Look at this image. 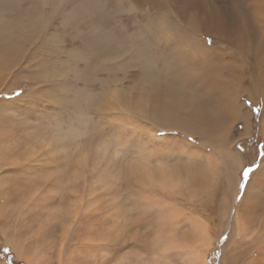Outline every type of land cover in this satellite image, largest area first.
Here are the masks:
<instances>
[{
  "label": "rangeland",
  "instance_id": "1",
  "mask_svg": "<svg viewBox=\"0 0 264 264\" xmlns=\"http://www.w3.org/2000/svg\"><path fill=\"white\" fill-rule=\"evenodd\" d=\"M80 2L57 9L44 0H0V250L12 255L0 264H200L203 255L206 264H264V0ZM184 59L201 61L193 82L171 77ZM65 67L78 77L71 89L92 95L88 116L87 106H77L81 122L72 91H41L53 82L49 73ZM155 93L181 100L190 123L191 111L207 105L210 138L196 123L162 130L141 116L158 108ZM99 95L100 120L91 111ZM65 121L76 131L61 171L82 155L102 157L83 212L67 202L79 195L58 198L55 185L38 183L51 172L16 174L53 148ZM159 166H167L168 184H142ZM247 167L256 171L240 192ZM161 237L172 248L160 251ZM101 248L123 251H82Z\"/></svg>",
  "mask_w": 264,
  "mask_h": 264
},
{
  "label": "bare ground",
  "instance_id": "2",
  "mask_svg": "<svg viewBox=\"0 0 264 264\" xmlns=\"http://www.w3.org/2000/svg\"><path fill=\"white\" fill-rule=\"evenodd\" d=\"M83 43H80L79 45L81 47H86V43L87 41L86 40H82ZM35 43V42H34ZM95 49H93V48ZM177 47H178V50H181V43H178L177 44ZM35 49H38V48H35ZM91 49H92V52L95 53V60L93 62V65H95L94 63L97 62L99 60V50L98 48H96L94 46V44L91 46ZM5 51L7 53H10L11 51L8 49V48H5ZM182 51V50H181ZM189 53V52H188ZM194 52L192 53H189V54H193ZM112 54H115V52H113ZM186 63V64H185ZM201 61H197L195 62L194 64H192L190 61L184 59L183 60V63L182 64H185V65H181V68L180 70H177L176 72H174V74L171 76L173 79H176L177 76H185L186 79H187V82H193V69H196L199 67ZM198 66V67H197ZM196 67V68H195ZM157 73V72H155ZM153 74L152 72L149 74L151 75ZM157 76V75H156ZM208 76H210V78L212 80H215L216 77H214L213 74H209ZM158 77V76H157ZM206 81L208 80V77L206 75ZM218 84L220 85V81H218ZM220 87L219 86H214V89L213 90H218ZM54 91V90H53ZM63 95L67 94V91L65 90H59ZM69 91H72L73 92V96L70 100V104H71V109L73 110V112L75 111V114L77 115V112L80 113V116H79V120L81 122V117H82V113L80 112L79 108L77 106H81V105H85L87 106V110L86 112L84 113V116L86 117V113L89 112V104L92 100V95H90V93L88 92H84L82 89H78V90H72L70 89ZM170 92V89H164L163 90V93H168ZM105 95V94H104ZM110 95V94H108ZM164 97V95H163ZM99 100L98 102L99 103H95L94 105V109L91 110L92 111V114H95L97 115V117L99 118V120L104 117L106 118V115L102 116V112H106V105L105 107L102 105V99H101V95L98 96ZM151 98H154L156 99V104L158 106V108L154 111V113H149L148 115L146 114H141V116H143L145 119L147 120H150L154 125H158V127L162 130H168V129H173V128H176V129H180V130H184V127L186 125H191V127H193L192 125L193 124H197V129H200L201 131V134L203 136H207L206 138H210L209 137V133L210 131L209 130H212L211 126L214 127V120L210 118L209 114L206 113V112H209L206 110V108H208L207 105H204V106H201V108H195L191 111V113H196L194 116H193V121L195 123H190L188 122V118H185L183 117L185 115V106H183L182 102H180L179 100L173 98V97H166L163 99H161V95L155 93L153 95H151ZM105 100V98H103ZM185 99V98H184ZM56 100L58 102H62L64 100H61V98H56ZM78 101V102H77ZM164 101V102H163ZM66 102H67V99H66ZM209 109V108H208ZM201 110H204L205 112H201ZM219 110V108H218ZM186 111H190V108L187 106L186 108ZM210 111L212 112V110L210 109ZM229 113H231L232 111H229ZM69 113V112H68ZM150 115H152V117H149ZM74 116V115H73ZM87 116H88V113H87ZM88 119V118H87ZM93 119V118H92ZM86 120V119H85ZM86 122V121H85ZM95 122V121H94ZM102 123V122H101ZM97 124H98V121H97ZM202 124V125H201ZM214 129V128H213ZM144 130V129H143ZM191 132V131H190ZM192 133V132H191ZM194 133L197 134V131H194ZM151 135L154 137V138H157L156 136V130L152 131L151 132ZM163 138V137H162ZM160 138V139H162ZM78 143L81 142V140H77ZM68 145H66L67 147ZM65 147V148H66ZM102 158V157H101ZM101 158L100 159H91L89 158L88 155H82L81 157H79L78 159H76L75 163L73 164V168L71 171H68L66 169H64V171H61L60 168H56L54 171H51V173H49V176L50 178L49 179H43V181H39L38 183L40 184H52V185H55V190H56V195H58V198L59 197V194H61L62 192H65V191H69L67 192L68 194H73L75 195V197H78V195L80 197V201L81 202H78L79 199L77 198L76 202L71 198H67V202L69 201L68 199H70V206L71 209L75 212L78 211V205L80 206L81 208V211H85L88 207H90L92 205V202L93 200L91 199V196L90 195L91 193L88 191V184H92L95 182V178H96V182L99 180L97 178H99V175L97 174L98 170H99V165L101 164ZM149 163V162H148ZM157 163V162H156ZM149 165L146 163V166ZM158 166V165H157ZM167 166H159L157 168H150L147 172H148V175L145 177V179L142 181V184L144 185H148V186H153V185H158L160 187H164V184H168V180L170 178H168V173H167ZM160 170L158 173H159V178L151 175V173H153V171H157V170ZM186 169V168H185ZM260 169V168H259ZM146 170V169H145ZM258 173V172H257ZM256 173V175H257ZM194 175V174H193ZM255 175V176H256ZM259 175V174H258ZM192 176V175H189V177ZM101 182V181H100ZM177 183V182H176ZM183 184V182H180ZM39 184V185H40ZM170 185V184H169ZM177 185V184H175ZM174 185V186H175ZM42 186V185H41ZM95 186V185H94ZM97 186V184H96ZM109 186V185H108ZM107 186V187H108ZM22 187V186H21ZM105 187V186H104ZM103 187V188H104ZM176 187V186H175ZM180 187V186H179ZM178 187V188H179ZM32 188V187H31ZM78 190H77V189ZM46 189V188H45ZM81 189V190H80ZM108 189V188H107ZM175 189V188H174ZM43 190V189H42ZM41 190V191H42ZM103 190V189H102ZM105 190V189H104ZM172 190V189H171ZM108 191V190H107ZM4 192V191H3ZM52 192V190L50 191ZM50 192H46V193H50ZM55 192V191H54ZM92 192V191H91ZM96 192V191H95ZM104 192V191H103ZM106 192V191H105ZM52 195V194H51ZM94 195V194H93ZM108 196V195H107ZM1 197V196H0ZM2 200V199H1ZM140 200H142L140 198ZM263 203V202H262ZM48 207V206H47ZM94 207V206H93ZM62 208V207H61ZM60 208V209H61ZM91 208V207H90ZM89 208V209H90ZM124 208V207H123ZM129 208V207H128ZM127 208V210H128ZM65 209V208H64ZM133 209V208H132ZM52 210V209H51ZM66 210V209H65ZM53 211V210H52ZM68 211V210H67ZM98 211V210H97ZM57 212V211H56ZM131 212V210H130ZM120 213V212H119ZM126 213V212H125ZM84 214H87L86 212ZM83 214V215H84ZM73 215L75 216V214L73 213ZM78 215V214H76ZM69 216V215H68ZM69 218V217H68ZM73 218V217H72ZM240 226V225H239ZM200 233V232H199ZM201 235V234H200ZM202 236V235H201ZM237 236V235H236ZM238 236H240L238 234ZM31 237V235H30ZM200 237V236H199ZM197 237V238H199ZM172 238V237H171ZM202 238V237H201ZM163 242H159L158 245L161 249H170L172 248V246L174 245V242L172 239H164V237L160 238ZM196 240V239H195ZM199 240V239H198ZM176 241V240H175ZM201 241H204L203 245H202V242H196V243H201V245L203 247H207V237L205 238H202ZM15 242V241H14ZM184 242V241H183ZM157 243V242H155ZM195 243V244H196ZM152 245V244H151ZM172 245V246H171ZM192 246H194V244H191ZM197 245H200V244H197ZM200 245V247H201ZM186 246V245H185ZM185 246H183L185 248ZM196 246V245H195ZM13 247V246H12ZM190 249H191V246H188ZM187 247V248H188ZM184 248L182 250H184ZM186 248V250H188ZM197 248V249H196ZM193 249H196L195 251H197V254H198V248L199 247H196ZM25 249V248H24ZM201 249V248H200ZM18 250V249H17ZM203 250V249H202ZM189 251V250H188ZM193 253V252H192ZM19 254V253H18ZM25 254V253H24ZM196 254V256H198ZM27 255V254H26ZM192 255V254H191ZM203 255V254H202ZM206 255V254H205ZM194 256V255H193ZM192 256V257H193ZM195 257V256H194ZM199 257V256H198ZM197 257V258H198ZM30 259V258H29ZM199 259V258H198ZM197 259V260H198ZM3 260V259H2ZM25 261H27L25 259ZM200 261V260H199ZM198 261V262H199ZM35 262V261H34ZM29 263V262H28ZM200 264H206V258L204 257L203 255V258L201 259L200 261Z\"/></svg>",
  "mask_w": 264,
  "mask_h": 264
},
{
  "label": "snow or ice",
  "instance_id": "3",
  "mask_svg": "<svg viewBox=\"0 0 264 264\" xmlns=\"http://www.w3.org/2000/svg\"><path fill=\"white\" fill-rule=\"evenodd\" d=\"M69 4H71L74 8L82 7L80 0H44L45 7H54L57 9L68 7ZM97 6L103 7V4L101 3ZM49 76L53 82L50 84L49 88L42 89L41 91L43 92L52 91L54 89L68 91L71 88L75 87L72 81L78 78L77 76L73 74L71 67H65L63 74L49 73ZM13 95L18 97L21 95V93L17 92V93H14ZM75 131L76 130L67 121L59 125L58 134H57V142L55 143L53 148L42 156L29 157L28 161L26 162L27 166L19 168L16 174L32 175L34 172L38 170H42L45 172L54 171L58 167L61 161L63 149L66 147L67 143L72 139V136L74 135ZM158 135H162V134H158ZM255 171L256 170L252 167H247L242 170L241 183L239 185L238 191L240 192L244 191L245 185L251 183V178H252L251 174H254ZM5 174L7 175L9 173H5ZM240 198L241 197L238 195L237 200H239ZM108 239L109 241H111L112 237H109ZM189 250L195 251V249H189ZM82 251H86V252L111 251V252L118 254L119 252L123 251V249L121 248H107V249L101 248V249H87V250H82ZM160 251H166V249H162ZM127 264H154V262L150 260H146V259L140 260L139 262L129 260Z\"/></svg>",
  "mask_w": 264,
  "mask_h": 264
},
{
  "label": "trees",
  "instance_id": "4",
  "mask_svg": "<svg viewBox=\"0 0 264 264\" xmlns=\"http://www.w3.org/2000/svg\"><path fill=\"white\" fill-rule=\"evenodd\" d=\"M4 255H6L8 257V259H10L12 257V255L9 254V251L6 248H3L0 250V256H4Z\"/></svg>",
  "mask_w": 264,
  "mask_h": 264
}]
</instances>
